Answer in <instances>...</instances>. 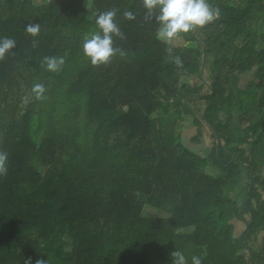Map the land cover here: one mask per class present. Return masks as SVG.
I'll return each mask as SVG.
<instances>
[{
	"label": "trees",
	"instance_id": "16d2710c",
	"mask_svg": "<svg viewBox=\"0 0 264 264\" xmlns=\"http://www.w3.org/2000/svg\"><path fill=\"white\" fill-rule=\"evenodd\" d=\"M88 1L0 0V264H264V0H207L218 17L177 36L195 47L161 40L143 0ZM108 11L117 52L94 66L82 45Z\"/></svg>",
	"mask_w": 264,
	"mask_h": 264
},
{
	"label": "clouds",
	"instance_id": "9594fccd",
	"mask_svg": "<svg viewBox=\"0 0 264 264\" xmlns=\"http://www.w3.org/2000/svg\"><path fill=\"white\" fill-rule=\"evenodd\" d=\"M143 5L149 18L152 17L154 11L158 10L159 14L156 16L160 25L158 36L165 42L180 34L189 33L197 27L205 26L218 15V10H213L207 0H143ZM115 16V11L99 14L95 20L98 31L84 39L83 53L94 66L106 64L117 52V49L113 47V37L120 36L121 31L115 22ZM125 16L128 19H134L131 12H126ZM26 30L32 36H36L39 33V25L30 24ZM15 46L14 39L6 37L0 39V59H3L5 54ZM176 62L180 63L178 58ZM46 64L49 71L55 72L63 64V59L46 58ZM44 91V87L40 84L34 87L38 99ZM4 159L5 157L0 155V171H3L2 162ZM170 255L173 264H187L183 252L177 250L171 252ZM191 261L192 264H201V259L198 256H192Z\"/></svg>",
	"mask_w": 264,
	"mask_h": 264
},
{
	"label": "rangeland",
	"instance_id": "374dc122",
	"mask_svg": "<svg viewBox=\"0 0 264 264\" xmlns=\"http://www.w3.org/2000/svg\"><path fill=\"white\" fill-rule=\"evenodd\" d=\"M47 0H37L38 4H45ZM91 0L88 1L90 3ZM88 3L86 4V8L89 7ZM170 46L172 47H179V46H186V47H195L194 43H186L181 37H174L170 41L167 42ZM182 82L188 84V83H194L196 85L200 84V81L197 78H192V79H187V78H182ZM206 92V89L203 90V93ZM203 105L202 101L196 100L194 102V106L201 108ZM253 117V115H252ZM179 126H177V130L180 132L181 135V141L182 144L192 150H195V152L204 157L207 154H209L214 145V140L212 137V132L209 129V127L203 125V137L200 140L199 143H195L193 138L196 135V125L194 124V118L191 115H187L185 113L182 114V118L179 120ZM208 173L209 174H215V173H220L218 168H216L214 165H209L208 167ZM143 216L149 217V218H159V217H166L167 214L164 212H160L156 209H153L149 206H146L144 209ZM243 226L241 224H238L237 226V232H239Z\"/></svg>",
	"mask_w": 264,
	"mask_h": 264
},
{
	"label": "water",
	"instance_id": "95a60500",
	"mask_svg": "<svg viewBox=\"0 0 264 264\" xmlns=\"http://www.w3.org/2000/svg\"><path fill=\"white\" fill-rule=\"evenodd\" d=\"M218 17V16H217ZM211 23V22H210ZM210 23H208V24H206L205 26H207V25H209ZM204 27V26H203ZM197 32H198V30L194 33V36H196V34H197ZM205 61H206V56H205V54L203 55V61H202V68H201V73H200V76H201V78L203 79V73H204V65H205ZM204 95H206V94H200V95H198V96H204ZM188 97H186V102L188 101ZM218 142V141H217ZM217 151H218V153H219V148L217 149ZM251 187H252V182H251V186H250V189H251ZM246 252H243L242 254H245Z\"/></svg>",
	"mask_w": 264,
	"mask_h": 264
}]
</instances>
